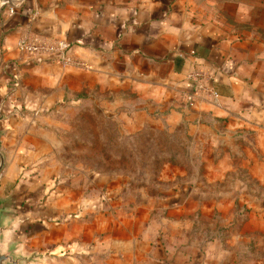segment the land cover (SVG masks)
Instances as JSON below:
<instances>
[{
	"label": "crops",
	"instance_id": "1",
	"mask_svg": "<svg viewBox=\"0 0 264 264\" xmlns=\"http://www.w3.org/2000/svg\"><path fill=\"white\" fill-rule=\"evenodd\" d=\"M190 2L0 0V112H6L2 102L8 85L19 88L14 97L21 103L50 109L66 99L67 89L103 87L108 80L148 91L144 98L150 101H168L170 93L180 90L192 99L189 76L202 73L219 97H195V114L253 136L258 153L253 164L259 172L253 180L264 181L263 49L249 50L251 42L241 33L207 21ZM24 38L63 40L70 46L69 56L90 71L39 62L18 50ZM103 78L106 84L100 82ZM13 113L16 118L28 114ZM36 127L0 120L7 134L0 208L15 223L12 238L22 245L23 255L43 257L35 264H228L223 254L198 250L190 240L172 252L165 240L104 237L110 229L103 223L102 207L83 205L84 189L60 184L43 164L37 167L48 142L36 135Z\"/></svg>",
	"mask_w": 264,
	"mask_h": 264
},
{
	"label": "rangeland",
	"instance_id": "2",
	"mask_svg": "<svg viewBox=\"0 0 264 264\" xmlns=\"http://www.w3.org/2000/svg\"><path fill=\"white\" fill-rule=\"evenodd\" d=\"M190 1L207 21L241 33L249 50L261 45L264 73V0ZM121 82L67 89L50 109L21 103L19 88L8 85L0 120L37 124L36 135L48 142L37 167L84 189L83 205L102 207L110 229L104 237L165 240L172 252L190 240L228 264H264V181L253 180L254 137L199 118L181 90L150 101L148 91ZM18 110L28 114L12 117Z\"/></svg>",
	"mask_w": 264,
	"mask_h": 264
},
{
	"label": "built area",
	"instance_id": "3",
	"mask_svg": "<svg viewBox=\"0 0 264 264\" xmlns=\"http://www.w3.org/2000/svg\"><path fill=\"white\" fill-rule=\"evenodd\" d=\"M13 14V11H11ZM18 50L21 53L29 55L39 62H57L67 68L87 70L89 67L75 58L69 56L70 46L63 40H37L32 38H24L18 44ZM189 80L193 83L194 97L192 100L196 102L195 97L205 96L207 98L217 99L218 94L205 82L202 73H194L189 76ZM191 99V98H190Z\"/></svg>",
	"mask_w": 264,
	"mask_h": 264
},
{
	"label": "water",
	"instance_id": "4",
	"mask_svg": "<svg viewBox=\"0 0 264 264\" xmlns=\"http://www.w3.org/2000/svg\"><path fill=\"white\" fill-rule=\"evenodd\" d=\"M1 139L0 131V174L6 162ZM14 229L15 223L8 222L6 213L0 208V264H35L37 259L43 258L36 254L24 256L22 245L12 238Z\"/></svg>",
	"mask_w": 264,
	"mask_h": 264
}]
</instances>
